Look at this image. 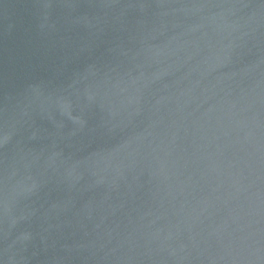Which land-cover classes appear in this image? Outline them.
<instances>
[{
    "label": "water",
    "instance_id": "1",
    "mask_svg": "<svg viewBox=\"0 0 264 264\" xmlns=\"http://www.w3.org/2000/svg\"><path fill=\"white\" fill-rule=\"evenodd\" d=\"M0 264H264V0H0Z\"/></svg>",
    "mask_w": 264,
    "mask_h": 264
}]
</instances>
